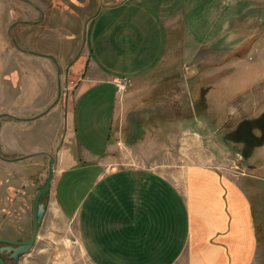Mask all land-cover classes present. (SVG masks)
<instances>
[{"label": "crops", "instance_id": "0c3cea01", "mask_svg": "<svg viewBox=\"0 0 264 264\" xmlns=\"http://www.w3.org/2000/svg\"><path fill=\"white\" fill-rule=\"evenodd\" d=\"M189 3L101 4L81 30L70 92L55 106L57 80L42 75L34 90L35 78H23V107L29 96L41 94L36 111L47 112L23 121V156L50 153L63 131L49 195L53 207L73 222L75 243L88 264H255L257 259L252 206L236 182L203 164L144 163L171 159L173 133L157 139L150 130H171V97L185 89V60L191 56L185 52L205 42L198 19L206 9ZM213 34L210 42L216 44ZM55 58L61 68L66 65L64 56ZM36 59L42 69L56 70L51 60ZM123 79L129 87L117 95L115 84ZM26 107L23 119L34 118ZM39 119L50 139L31 144V124Z\"/></svg>", "mask_w": 264, "mask_h": 264}, {"label": "rangeland", "instance_id": "374dc122", "mask_svg": "<svg viewBox=\"0 0 264 264\" xmlns=\"http://www.w3.org/2000/svg\"><path fill=\"white\" fill-rule=\"evenodd\" d=\"M29 1L43 12L42 22L11 27L17 22L38 21L41 14L20 0H0V156L11 161H0V238L4 239L30 237L31 202L45 183L48 168L46 157L14 161L23 158V123L9 116L23 119V78H38L33 81L34 90L42 75L48 74L56 82L55 69H42L37 65L41 61L36 58L40 57L23 51L66 58V65L60 67L59 99L67 97L70 67L81 51L83 25L101 4L119 0ZM199 3L206 9V16L198 19L199 36H205V42L189 54L185 52L186 58L191 56L185 60V89L173 91L171 97V130H150L157 139L168 131L173 133L171 159L144 163L156 168L203 164L236 182L252 206L257 239L255 264H264V136L256 127L264 116V0H191L189 4ZM213 30L216 44L210 42L215 36ZM28 100L29 114L38 116L36 109L44 97L29 96ZM41 120L31 124V144L50 139L43 135ZM56 121L60 125V119ZM242 125L245 130L252 126L253 134L263 137L256 147L233 144L235 130ZM62 133L48 153L56 159L63 145ZM70 151L75 152L74 147ZM14 195L25 199L27 206L20 200L14 202ZM43 202L47 204L46 213L37 240L17 264H88L75 243L73 222L53 207L50 195Z\"/></svg>", "mask_w": 264, "mask_h": 264}, {"label": "water", "instance_id": "95a60500", "mask_svg": "<svg viewBox=\"0 0 264 264\" xmlns=\"http://www.w3.org/2000/svg\"><path fill=\"white\" fill-rule=\"evenodd\" d=\"M20 1H23V2L33 6L36 10H38L42 14V17H43L42 11L37 6H35L33 3H31L29 0H20ZM37 23L38 22L22 21V22H17V23L12 24L11 27H14L17 24L34 26ZM23 52L28 53V54L33 55V56H36V57H40V58H49L57 66V69H59L56 61L52 57H49V56L41 54V53L26 52V51H23ZM58 74H59V70H58ZM60 95H61L60 80L58 79V96H57L58 98H57V100L53 106H55V104L58 102ZM46 113L47 112H44L35 118L27 119V120H23V121L24 122H33L37 118L43 117ZM15 119L18 121H21L17 118H15ZM41 154L46 155L49 158L48 176H47V180H46L44 187L37 193V195L35 196V199H34V203H33V234H32V237L28 241H25V242H8L6 240H0V243H5V244L15 246V248H6V249L0 250V253H2L3 251H6L8 253H10V252L13 253L10 256V259L13 260L12 264H17L18 260L21 256L26 255L31 251V249L33 248V246L37 240L39 226L41 225L43 218H44V215H45V206L43 204H39V199L42 195H44L47 198L49 197V192H50L49 190L51 188V184H52V180H53V174H54L55 159L52 156H50L49 154H46V153H41ZM37 155L38 154H32V155H29L25 158H21L19 160H16L15 162H20V161H23L25 159H30V158H33L34 156H37ZM0 264H4V262L1 258H0Z\"/></svg>", "mask_w": 264, "mask_h": 264}, {"label": "flooded vegetation", "instance_id": "af4514ba", "mask_svg": "<svg viewBox=\"0 0 264 264\" xmlns=\"http://www.w3.org/2000/svg\"><path fill=\"white\" fill-rule=\"evenodd\" d=\"M23 2V1H22ZM25 3V2H24ZM38 11V10H37ZM43 13V12H42ZM41 14V13H40ZM42 20H43V17H42V14H41V17H40V19L38 20V21H35V22H38L36 25H38L40 22H42ZM36 25H34V26H36ZM12 26V25H11ZM25 26H29V25H25ZM13 44H15V43H13ZM15 46V48L17 47L16 45H14ZM26 52H28V51H26ZM42 54V53H41ZM44 55H47V56H49V57H52L55 61H56V63H57V65H58V67H59V69H57V66H56V80H57V96H58V79L60 80V77H61V74H62V71H61V68H60V66H59V64H58V61H57V59L55 58V56H53L52 54H45V53H43ZM44 59H48V60H51V59H49V58H44ZM52 61V60H51ZM53 62V61H52ZM58 70H59V74H58ZM61 81V80H60ZM60 90H61V82H60ZM60 97H61V95H60ZM58 98V97H57ZM57 100V99H56ZM60 101V99L58 100V102ZM4 116H9V115H4ZM9 117H13V116H9ZM14 119H15V117H13ZM17 119H19V118H17ZM32 119V118H31ZM19 120H21L20 121V123H23V120H27V119H19ZM18 121V120H17ZM257 123H259V125H256V127H258L259 129H261L262 130V136H264V116L263 117H260V120H258V122ZM246 124H248V123H246ZM245 126H241V127H238L237 128V130H235V133H234V135H235V138L233 139V144H235V145H237V144H240V145H242L243 147H248V146H254V147H256L258 144H259V141L260 140H262V136L259 138V137H256L254 134H253V132L251 131L252 130V126H249V128H247L246 127V130H245V128H244ZM244 143V144H243ZM242 152H243V154L245 153V154H247V152H246V150L245 149H243L242 150ZM43 153H45V152H43ZM36 154H38L37 156H34L33 158H37L38 156H42V157H46L48 160H47V166L49 165V158L46 156V155H43V154H41V153H36ZM46 154H48V153H46ZM32 155V154H31ZM27 156H29V155H25V156H23V158H25V157H27ZM51 156V155H50ZM53 157V156H52ZM33 158H30V159H33ZM54 158V157H53ZM19 159H21V158H19ZM19 159H17V160H19ZM55 159V158H54ZM243 159H244V157H243ZM25 160H28V159H25ZM25 160H23V161H25ZM0 161L1 162H4V163H11V161L10 160H7V159H5V158H3V157H1L0 156ZM14 161H16V160H14ZM55 164V163H54ZM47 176H48V168H47ZM46 180H47V177H46ZM45 183H46V181H45ZM45 183L36 191V193L34 194V197H33V199H32V202H31V220H32V225H31V230H32V232H31V235H30V237H23V239H4V238H0V240H6V241H8V242H25V241H28L31 237H32V234H33V203H34V199H35V196L37 195V193L44 187V185H45ZM26 187V185H23V190H24V188ZM50 191V190H49ZM23 194H25V192L23 191ZM49 194H50V192H49ZM13 201L14 202H17V201H19L20 200V202L21 203H23V206H27V204H26V201H25V199H22V198H19L17 195H14L13 197ZM43 198H45V196L44 195H42L41 197H40V199H39V204H43L44 206H45V213H46V203H44L43 202ZM47 198V197H46ZM49 198V197H48ZM45 216V215H44ZM44 219V218H43ZM40 227V226H39ZM6 248H15V246H13V245H9V244H5V243H0V250L1 249H6ZM13 253L12 252H10V253H8V252H6V251H3L2 253H0V258L3 260V262H4V264H8V261L10 262H13V260L12 259H10V256L12 255ZM24 256V255H23ZM22 257V256H21ZM20 257V258H21ZM19 258V259H20ZM19 261V260H18Z\"/></svg>", "mask_w": 264, "mask_h": 264}, {"label": "built area", "instance_id": "2783aa9c", "mask_svg": "<svg viewBox=\"0 0 264 264\" xmlns=\"http://www.w3.org/2000/svg\"><path fill=\"white\" fill-rule=\"evenodd\" d=\"M129 87V81L126 79L120 80L115 84V91L117 95H123L126 93Z\"/></svg>", "mask_w": 264, "mask_h": 264}, {"label": "trees", "instance_id": "16d2710c", "mask_svg": "<svg viewBox=\"0 0 264 264\" xmlns=\"http://www.w3.org/2000/svg\"><path fill=\"white\" fill-rule=\"evenodd\" d=\"M246 156V155H245Z\"/></svg>", "mask_w": 264, "mask_h": 264}]
</instances>
